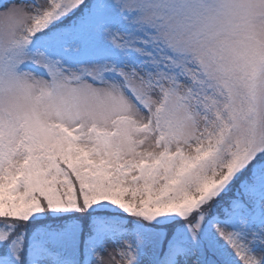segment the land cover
<instances>
[{
  "label": "snow or ice",
  "instance_id": "snow-or-ice-1",
  "mask_svg": "<svg viewBox=\"0 0 264 264\" xmlns=\"http://www.w3.org/2000/svg\"><path fill=\"white\" fill-rule=\"evenodd\" d=\"M0 264H264V0H0Z\"/></svg>",
  "mask_w": 264,
  "mask_h": 264
}]
</instances>
